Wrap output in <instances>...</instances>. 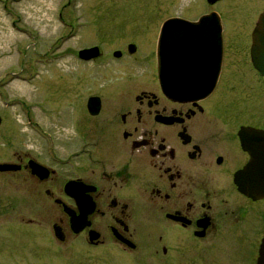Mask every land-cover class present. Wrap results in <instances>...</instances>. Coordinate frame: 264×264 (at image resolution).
Masks as SVG:
<instances>
[{"label":"flooded vegetation","instance_id":"flooded-vegetation-1","mask_svg":"<svg viewBox=\"0 0 264 264\" xmlns=\"http://www.w3.org/2000/svg\"><path fill=\"white\" fill-rule=\"evenodd\" d=\"M217 15L207 20L219 24V50L217 42L171 50V89L198 90L186 99L160 90L161 24L152 50L132 39L107 52L101 43L65 45L77 27L59 36V56L73 62L66 96L81 115L55 117L42 149L0 161L13 166L0 171L13 190L3 226L14 223L28 237L9 256L44 260L50 245L103 251L104 264H264V112L224 117L222 95L228 85L226 96L240 91L264 110V94L254 96L250 83L264 76L251 63L250 38L247 49L246 36L226 49ZM94 46L96 56L80 53ZM89 62L108 72L89 68L82 79L80 63ZM82 86L90 92L82 95Z\"/></svg>","mask_w":264,"mask_h":264},{"label":"rangeland","instance_id":"rangeland-1","mask_svg":"<svg viewBox=\"0 0 264 264\" xmlns=\"http://www.w3.org/2000/svg\"><path fill=\"white\" fill-rule=\"evenodd\" d=\"M263 8L264 0H220L211 5L206 0H0V161H9L14 150L42 149L41 134L57 131L55 117L81 115L80 103L66 96L74 81L73 62L70 55L59 56L62 47L54 46L59 36L77 27L65 45L101 43L107 52L132 39L141 50H152L154 30L167 17L191 20L214 10L224 18L226 49L235 51L245 36L247 49ZM80 68L86 70L81 72L85 79L89 68L97 76L108 67L89 62L80 63ZM250 83L254 96L264 94V80L255 75ZM227 87L222 94L224 117H242L252 110L255 117L263 116L259 98L252 102L254 109L240 91L233 98L226 96ZM80 92L84 95L90 89L82 86ZM9 179L0 173V264H104L103 251L95 256L77 246L56 249L49 245L44 260L32 257L29 261L18 253L9 256L8 249L19 248L16 242H28L27 233L22 235L16 224L4 220L7 225L3 226L6 202L13 195Z\"/></svg>","mask_w":264,"mask_h":264},{"label":"water","instance_id":"water-1","mask_svg":"<svg viewBox=\"0 0 264 264\" xmlns=\"http://www.w3.org/2000/svg\"><path fill=\"white\" fill-rule=\"evenodd\" d=\"M215 0H207L212 3ZM207 19H218L216 12L211 11L200 15L196 21L180 17H167L161 23L157 38V74L161 92L168 98L186 99L198 90L187 88L171 89V50L199 49L200 44L217 42L219 50L220 32L217 22L210 23ZM213 50V47H208ZM97 47L85 48L80 51L85 57L94 56ZM250 60L253 67L264 76V9L258 14L250 33ZM89 101L91 98L88 99ZM88 101V102H89ZM90 105V103H89ZM89 110L92 109L89 107ZM12 164L0 162V171L12 169Z\"/></svg>","mask_w":264,"mask_h":264},{"label":"bare ground","instance_id":"bare-ground-1","mask_svg":"<svg viewBox=\"0 0 264 264\" xmlns=\"http://www.w3.org/2000/svg\"><path fill=\"white\" fill-rule=\"evenodd\" d=\"M206 44V43H205ZM215 47H217V46H215ZM217 50V49H216ZM214 51V50H213ZM190 53V52H189ZM219 55V54H218ZM96 56V55H95ZM198 56V55H197ZM172 57V56H171ZM214 59V58H213ZM201 62V61H200ZM173 63V62H172ZM198 64V63H197ZM206 64V63H205ZM174 65V64H173ZM201 65V64H200ZM203 66V65H202ZM173 68V67H172ZM174 69V68H173ZM202 70H204V69H202ZM197 74H199V73H197ZM204 74V73H203ZM212 76V75H211ZM189 77V76H188ZM215 78V77H214ZM214 80V79H213ZM186 84V83H185ZM175 86V85H174ZM186 86V85H185ZM176 87V86H175ZM210 87V86H209ZM191 89V88H190ZM208 91H209V89H208ZM201 95V94H200ZM93 104V103H92ZM89 105V104H88Z\"/></svg>","mask_w":264,"mask_h":264}]
</instances>
